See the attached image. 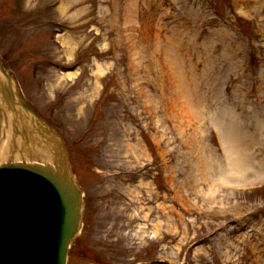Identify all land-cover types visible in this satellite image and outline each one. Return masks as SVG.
<instances>
[{"label":"rangeland","instance_id":"obj_1","mask_svg":"<svg viewBox=\"0 0 264 264\" xmlns=\"http://www.w3.org/2000/svg\"><path fill=\"white\" fill-rule=\"evenodd\" d=\"M0 60L84 193L67 264H264V0H0Z\"/></svg>","mask_w":264,"mask_h":264},{"label":"water","instance_id":"obj_2","mask_svg":"<svg viewBox=\"0 0 264 264\" xmlns=\"http://www.w3.org/2000/svg\"><path fill=\"white\" fill-rule=\"evenodd\" d=\"M0 74V264H67L84 199L65 141Z\"/></svg>","mask_w":264,"mask_h":264},{"label":"bare ground","instance_id":"obj_3","mask_svg":"<svg viewBox=\"0 0 264 264\" xmlns=\"http://www.w3.org/2000/svg\"><path fill=\"white\" fill-rule=\"evenodd\" d=\"M7 130V129H6ZM8 136H9V133H8ZM7 141L6 142H4V143H2L1 145H2V147H3V150H4V148L5 147H7ZM230 158V157H229ZM229 158H228V163L230 164V160H229ZM232 165H233V163H231ZM234 164H236V166L235 167H238V168H240L239 166L241 165V163H234ZM37 260V259H36Z\"/></svg>","mask_w":264,"mask_h":264}]
</instances>
